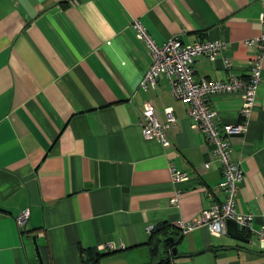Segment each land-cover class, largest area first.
<instances>
[{"label": "crops", "instance_id": "crops-1", "mask_svg": "<svg viewBox=\"0 0 264 264\" xmlns=\"http://www.w3.org/2000/svg\"><path fill=\"white\" fill-rule=\"evenodd\" d=\"M261 2L0 0V264H264L251 232L240 233L243 241L227 231L211 236L205 226L175 229L176 219L222 200L221 172L165 77L138 87L150 58L130 26L138 18L157 45L170 36L183 44L220 40L214 60L194 58V79L246 77L257 47L243 41L259 30ZM146 102L160 123L171 108L166 146L141 135ZM240 103L236 93L208 96L217 124L236 122ZM228 141L242 171L235 210L257 230L264 226V48L247 129ZM170 166L186 181L173 184ZM147 225L165 228L150 239ZM168 236L176 255L166 261L170 245L152 252L151 244Z\"/></svg>", "mask_w": 264, "mask_h": 264}, {"label": "built area", "instance_id": "built-area-1", "mask_svg": "<svg viewBox=\"0 0 264 264\" xmlns=\"http://www.w3.org/2000/svg\"><path fill=\"white\" fill-rule=\"evenodd\" d=\"M259 30L252 38L243 41L244 45L254 44L257 51L248 61L249 73L246 77L229 75L226 80H206L193 77L192 64L196 56H206L214 60L215 56L223 49V42L196 41L192 44H183L176 36L166 38L161 44H155L149 37L145 27L133 18L130 26L136 39L141 40L148 49L149 65L138 81V87L146 90L153 87L156 78L163 75L167 80L170 93L176 100L185 104L187 116L191 120V128L200 130L208 143L212 145V154L219 163L221 181L218 188L222 193V200L217 201L188 221L176 219L175 229L181 234L199 227L205 226L211 236L219 237L226 233L227 221L234 224L235 231L239 233L251 232L260 248L264 247V226L257 230L250 227L251 216L241 214L235 210V195L237 186L242 178L239 163L234 162L229 152L228 138L233 134H242L247 129L248 119L255 104V93L262 77V50L264 48V0L261 2V10L258 14ZM225 69L231 66L229 58L222 56ZM216 93H236L240 98V106L237 112L238 120L234 123L217 124L214 120V112L208 105V96ZM164 120L158 122L153 113L150 102L145 103L141 111L139 121L141 135L144 139H154L161 146H166V129L174 122L171 108L163 109ZM208 164L204 166L207 167ZM169 178L173 184L186 181L187 175L177 168L170 166ZM179 188H174L168 203L175 207ZM209 195L208 192H206ZM28 217V210H22L16 217L15 222L21 228ZM153 226L147 225L150 232ZM110 245L102 249H110Z\"/></svg>", "mask_w": 264, "mask_h": 264}, {"label": "water", "instance_id": "water-1", "mask_svg": "<svg viewBox=\"0 0 264 264\" xmlns=\"http://www.w3.org/2000/svg\"><path fill=\"white\" fill-rule=\"evenodd\" d=\"M226 231H227L228 236H230L231 238L246 241V239L240 233L235 231L234 224L231 221H227ZM33 244L35 247L34 242H33ZM167 244L170 245V250H169V254L164 258V260H166V261H168L170 257H174L176 255V248L173 245L172 237L168 236V237L162 238V240H160L159 246L161 247V246H164ZM38 264H42V262L39 258H38Z\"/></svg>", "mask_w": 264, "mask_h": 264}, {"label": "trees", "instance_id": "trees-1", "mask_svg": "<svg viewBox=\"0 0 264 264\" xmlns=\"http://www.w3.org/2000/svg\"><path fill=\"white\" fill-rule=\"evenodd\" d=\"M164 228H165V226H162V225H161L159 228L156 227V226H154L153 229L150 231V239L152 238V236H154V233H155L156 231H158V230H164ZM159 242H160V239L158 240V239L156 238V241H154V242L151 244V251H152V252H156V251H157V246H158ZM90 264H95V262L92 261V262H90Z\"/></svg>", "mask_w": 264, "mask_h": 264}]
</instances>
